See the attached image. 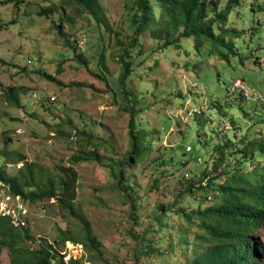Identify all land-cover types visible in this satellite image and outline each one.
<instances>
[{
	"label": "rangeland",
	"instance_id": "rangeland-1",
	"mask_svg": "<svg viewBox=\"0 0 264 264\" xmlns=\"http://www.w3.org/2000/svg\"><path fill=\"white\" fill-rule=\"evenodd\" d=\"M6 1L0 0V168L14 177L22 170L26 192L64 179L69 167L76 172L69 210L57 203L58 189L48 201H37L34 208L45 204L46 212L31 218L26 229L32 240L19 247L34 251L62 236L83 239L85 224L99 247L85 250L86 264H186L201 230L177 212L217 203L203 191L182 196L190 172L199 178L204 153L215 158L213 148L228 140L239 148L245 137L264 145V0H240L230 11V32L223 36L235 55L209 42L195 48L192 38L182 39L179 49L154 53L163 41L142 33L139 50L129 52L127 99L118 82L120 56L135 29L125 0H97L99 21L74 0ZM226 1L220 0L221 7ZM53 6L48 16L39 14ZM60 24L66 38L58 34ZM12 87L21 89L18 105L6 102ZM132 114L140 135L136 161V155L128 157ZM78 152L96 158L72 163ZM261 154L247 161L246 170L264 166ZM181 160H188L186 166ZM229 161L222 170H232ZM26 163L30 171L23 169ZM210 177L215 184L226 179L220 171ZM254 237L264 259V223ZM74 244L53 245L65 259ZM0 264H11L1 243Z\"/></svg>",
	"mask_w": 264,
	"mask_h": 264
},
{
	"label": "trees",
	"instance_id": "trees-1",
	"mask_svg": "<svg viewBox=\"0 0 264 264\" xmlns=\"http://www.w3.org/2000/svg\"><path fill=\"white\" fill-rule=\"evenodd\" d=\"M13 1L7 0L6 3ZM74 1L99 21L97 0ZM239 2L240 0H227L221 7L220 0H125L124 7L130 16L135 35L124 49V54L120 56L122 71L118 82L120 90L124 94L123 99L128 98L125 82L133 70L131 61H128L129 52L139 50L141 46L139 38L142 33L150 31L151 38L163 41L161 46L154 50V53H162L168 47L179 49L182 39L192 38L195 48L209 42L222 48L225 47L227 54H237L233 44L226 41L223 34L230 32L226 28L228 16L233 8L239 6ZM54 9L53 6L39 14L48 16ZM157 9H160V14H157ZM4 27L0 25V32ZM57 30L61 37L66 38L61 24L57 26ZM234 32L232 31V33ZM139 53L141 56V52ZM49 78L51 79V76ZM20 92L21 89L12 87L6 92V102L18 105ZM48 101L52 102L49 99ZM134 123L132 114L129 121L132 150L128 157L136 155V158H133L136 161L140 155L141 147L137 143L140 135L134 133ZM245 140L246 137L241 140V143L245 144L242 148L233 144L234 142L231 140L217 145L213 148L215 158L212 153H204L206 158L203 160L201 176L193 178L194 174L190 172L192 180L183 190L182 196H191L193 193L203 191L206 193L204 195H213L217 203L208 205L206 203L207 196H205L202 202L207 206L204 208L199 205L196 210L182 209L177 212L176 215L187 223H190L192 218L195 219L197 227L201 230V233L194 238L195 250L186 264H264V259L261 257L263 251L254 237V234L264 223V166L253 164L255 159H258L256 157L261 156V153L264 152V145L255 139ZM137 147L138 150H136ZM189 148L191 150L190 146ZM228 151L229 153L226 155L225 153ZM187 153L189 152L183 150V155ZM228 157L233 162L229 165L232 170L225 168L222 170L221 167L228 161ZM95 158L94 153L78 152L71 161L77 163ZM172 160L173 158L170 157L167 162ZM247 161L253 162V168L250 170L245 168ZM187 162L188 160H181L180 165L184 167ZM195 163L197 165V161ZM209 166H211V172L208 171ZM22 167L27 171L31 170L27 163ZM64 171L66 172L64 179H58L57 183L47 180L43 188H35L32 192L24 190L29 187V181L22 175V170H19L18 177H14L7 176L0 169V178L10 185L13 193L20 194L30 205L37 201H48L55 196L58 189L61 196L56 198L57 203L62 209L69 210L75 197L76 172L71 167ZM218 171L226 175L225 181L221 184H215V178L210 177ZM118 173L120 175L121 171L119 170ZM163 209L164 206H160L158 213H161ZM163 213L166 214V211ZM155 227H158V224H155ZM82 232L83 239L62 236L60 240L54 241V245L59 244L60 246L72 241L75 243L74 245H80L84 252L75 260L64 261L60 250L47 241H43L44 244L34 251L20 248L19 245L22 242L32 240L28 229L26 227L13 228L7 219L0 218V243L9 250L11 264H86L85 250L98 252L99 247L95 239L89 238L85 224H83ZM141 247L147 252L146 244L142 243ZM149 251L154 252L153 249Z\"/></svg>",
	"mask_w": 264,
	"mask_h": 264
},
{
	"label": "built area",
	"instance_id": "built-area-1",
	"mask_svg": "<svg viewBox=\"0 0 264 264\" xmlns=\"http://www.w3.org/2000/svg\"><path fill=\"white\" fill-rule=\"evenodd\" d=\"M235 87L245 95L249 94L247 92L249 90L245 89L244 84L238 82ZM50 100L52 101L53 98L51 97ZM189 149L187 147V150ZM49 203L47 202V205ZM34 206V204L30 205L20 194L13 193L10 185L0 178V218L7 219L10 225L15 228L28 227L31 218L38 215L42 216L46 212L45 204H39L37 208H34ZM72 247L73 250L69 251L67 257L63 259L64 261L75 260V258L84 254L80 245H72Z\"/></svg>",
	"mask_w": 264,
	"mask_h": 264
},
{
	"label": "bare ground",
	"instance_id": "bare-ground-1",
	"mask_svg": "<svg viewBox=\"0 0 264 264\" xmlns=\"http://www.w3.org/2000/svg\"><path fill=\"white\" fill-rule=\"evenodd\" d=\"M243 94H244V93H243ZM244 96H245L246 98H248V94H246V95L244 94ZM187 151H190V149L187 150ZM185 174H187V176H185ZM185 174H184V176H185L186 178H188L189 174H188V173H185Z\"/></svg>",
	"mask_w": 264,
	"mask_h": 264
}]
</instances>
